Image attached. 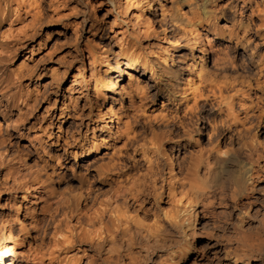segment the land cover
I'll use <instances>...</instances> for the list:
<instances>
[{"label": "clouds", "instance_id": "obj_1", "mask_svg": "<svg viewBox=\"0 0 264 264\" xmlns=\"http://www.w3.org/2000/svg\"><path fill=\"white\" fill-rule=\"evenodd\" d=\"M0 264H264V0H0Z\"/></svg>", "mask_w": 264, "mask_h": 264}]
</instances>
